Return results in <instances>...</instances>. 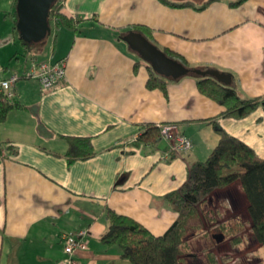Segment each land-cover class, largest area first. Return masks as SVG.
Returning a JSON list of instances; mask_svg holds the SVG:
<instances>
[{
	"label": "crops",
	"instance_id": "obj_1",
	"mask_svg": "<svg viewBox=\"0 0 264 264\" xmlns=\"http://www.w3.org/2000/svg\"><path fill=\"white\" fill-rule=\"evenodd\" d=\"M229 2L199 10L159 0H64L75 28L53 24L48 55L33 58L66 63L63 84L45 91L27 75L32 61L22 62L34 46L14 30L15 0H0V64L6 76L20 75L11 97L19 107L0 122V264H61L63 234L80 230L89 235L75 253L79 264H131L101 240L106 209L163 234L178 216L166 195L219 141L212 120L264 158V104L225 117L194 76L151 89L147 63L120 38L142 32L192 68L229 73L244 97H264V0ZM163 123H176L192 150L166 158V139L137 141L147 124ZM68 137L90 138L96 154L69 162Z\"/></svg>",
	"mask_w": 264,
	"mask_h": 264
},
{
	"label": "trees",
	"instance_id": "obj_2",
	"mask_svg": "<svg viewBox=\"0 0 264 264\" xmlns=\"http://www.w3.org/2000/svg\"><path fill=\"white\" fill-rule=\"evenodd\" d=\"M163 4L182 7L193 6L204 9L215 0H159ZM245 0H230L229 5L237 6ZM15 0V24L17 21ZM64 0H56L50 9L49 23L55 27L75 28L73 18L63 11ZM14 30L18 34L14 25ZM26 46L28 42L22 41ZM167 55L178 59L185 66L189 64L169 50ZM149 78L147 86L151 89L165 90L168 78L156 73L147 64ZM199 90L224 107L225 117L242 118L255 108L264 104V97H244L233 86H225L209 77H196ZM19 107L5 93L0 92V122L8 113ZM219 135L217 145L203 161H196L189 166L188 177L176 190L168 193L166 199L178 213L176 220L161 235H154L136 220L119 214L111 208L106 209L107 230L101 237L106 245H116L123 259L131 264H181L189 245L185 240L190 220L198 215V207L207 202L209 196L217 189H224L239 183L247 199V211L251 220V229L255 239L264 248V158L242 140L226 132L216 120H212ZM167 124V123H163ZM162 138L161 124H147L137 141L153 144ZM68 149L65 154L69 162L88 159L96 154L90 138H66ZM15 152V151H13ZM226 230L230 227L222 225ZM187 253V252H186ZM211 261L214 262V257Z\"/></svg>",
	"mask_w": 264,
	"mask_h": 264
},
{
	"label": "rangeland",
	"instance_id": "obj_3",
	"mask_svg": "<svg viewBox=\"0 0 264 264\" xmlns=\"http://www.w3.org/2000/svg\"><path fill=\"white\" fill-rule=\"evenodd\" d=\"M51 43L50 35L34 43L22 62L47 56ZM238 185L215 191L198 207V215L187 228L189 251H185L181 264H264V248L252 233L248 202ZM220 234L224 238L218 241Z\"/></svg>",
	"mask_w": 264,
	"mask_h": 264
},
{
	"label": "water",
	"instance_id": "obj_4",
	"mask_svg": "<svg viewBox=\"0 0 264 264\" xmlns=\"http://www.w3.org/2000/svg\"><path fill=\"white\" fill-rule=\"evenodd\" d=\"M56 0H17L16 30L22 41L34 44L42 41L52 32L49 23L50 9ZM120 38L129 48L145 61L153 70L169 80H177L184 76L209 77L225 86H231L229 73L213 68H192L185 66L178 59L167 55L157 45L152 43L142 32L129 30ZM220 241L223 234L216 236Z\"/></svg>",
	"mask_w": 264,
	"mask_h": 264
},
{
	"label": "built area",
	"instance_id": "obj_5",
	"mask_svg": "<svg viewBox=\"0 0 264 264\" xmlns=\"http://www.w3.org/2000/svg\"><path fill=\"white\" fill-rule=\"evenodd\" d=\"M66 63L64 60L45 61L37 63L32 60V67L27 74L32 78L39 80L43 90H52L65 81ZM20 80V75L12 73L8 76L4 74L2 65L0 64V92L5 93L9 98L13 96V88L16 82ZM162 138L169 143V149L166 153V158L171 155L181 156L193 148L192 140L185 135L176 123L161 124ZM87 230L78 232H68L63 234L64 258L61 264H79L75 258V253L78 249H86L88 247Z\"/></svg>",
	"mask_w": 264,
	"mask_h": 264
}]
</instances>
